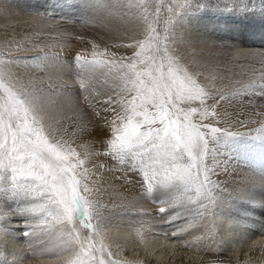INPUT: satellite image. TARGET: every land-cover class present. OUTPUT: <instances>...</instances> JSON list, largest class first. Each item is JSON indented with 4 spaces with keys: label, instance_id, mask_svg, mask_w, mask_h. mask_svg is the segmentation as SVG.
Segmentation results:
<instances>
[{
    "label": "snow or ice",
    "instance_id": "6c2138e0",
    "mask_svg": "<svg viewBox=\"0 0 264 264\" xmlns=\"http://www.w3.org/2000/svg\"><path fill=\"white\" fill-rule=\"evenodd\" d=\"M65 3L98 31L36 11L0 42V247L27 238L0 264H166L181 249L225 264L221 222L264 215V47L190 32L209 0ZM70 39L86 46L66 57ZM129 189L126 205L103 199ZM255 231L231 244L248 245L237 264H264V223Z\"/></svg>",
    "mask_w": 264,
    "mask_h": 264
},
{
    "label": "rangeland",
    "instance_id": "374dc122",
    "mask_svg": "<svg viewBox=\"0 0 264 264\" xmlns=\"http://www.w3.org/2000/svg\"><path fill=\"white\" fill-rule=\"evenodd\" d=\"M222 3L214 4L212 10L208 15H202L197 18H193L191 23L187 26L188 30L192 33H198L199 29L194 28V26L202 27L205 29L208 27V19L210 16L216 15L220 19L224 20L225 28L222 29V36L227 37L232 41H238L245 46H253L256 48L264 47V14L260 15L258 10L260 11L263 8L258 5V0H220ZM73 3L79 5L80 0H73ZM224 3V4H223ZM236 4H246L249 11L247 14H233L229 15L225 11V6H228V9H231L233 5ZM259 6V7H258ZM261 7V9H260ZM216 9H220V11H216ZM49 12L53 16L61 17L63 16L66 19L75 20L76 23H69L67 25V30L74 35L83 34L86 36H93L96 33L97 29H89L84 28L80 20L82 19L79 15V8L69 9L65 3V0H0V12L3 13V18L0 19V42H3L5 39H10L12 35L13 26L16 29V39H21L23 32L28 31L26 29H22L21 22L25 19H28V14L32 12ZM212 29H208V37L216 38L220 36L212 35ZM50 38L44 37L41 40L44 43L49 42ZM66 43H70L73 45L72 48L65 47L64 52L65 56L73 55L76 51H79L81 48L86 45L80 44L78 41L74 39H70L66 41ZM27 47V45H26ZM58 51L59 49H54ZM38 53L36 52H22L17 55L25 58H31L36 56ZM78 91V85L75 86ZM68 89H62V91H67ZM54 91V90H49ZM53 98H56L55 96ZM247 175V174H246ZM258 212L261 215L260 210ZM264 217V215H261ZM18 218V217H17ZM19 219V218H18ZM19 228L22 229V226ZM109 236V235H108ZM110 241L115 242V238H110ZM27 243V241H25ZM116 243V242H115ZM27 250V246H26ZM240 251L242 252L240 256L241 259H245V252L248 251V246L241 247ZM250 254H259V249L254 252L248 253ZM219 257L224 260L225 264L230 263L231 261L234 264H237V256L236 255H227L220 253ZM183 260L178 256L175 261H168L166 264H193L192 261H188L186 258V262L182 263Z\"/></svg>",
    "mask_w": 264,
    "mask_h": 264
},
{
    "label": "bare ground",
    "instance_id": "6f19581e",
    "mask_svg": "<svg viewBox=\"0 0 264 264\" xmlns=\"http://www.w3.org/2000/svg\"><path fill=\"white\" fill-rule=\"evenodd\" d=\"M209 2L211 4H214L215 6L217 4L222 3L220 0H209ZM263 4H264V0H258V5L262 6ZM260 9H261V7H260ZM262 11H263V8L260 11L258 10L260 15H263ZM224 23H225L224 20L220 19L216 15H212V16H210V19H208V27L203 29L202 27L194 26V28H198L199 29L198 33L202 34L206 37H208V29L213 30V32L211 33L213 36L214 35L220 36V37L211 38V39L227 38V37H224L221 35L223 33L222 29L225 28ZM236 42H238V41H236ZM256 172H257L256 167H254L250 163H247L244 165L241 174L251 177L254 174H256ZM117 175H118V173H117ZM117 183H119V182H117ZM247 186L248 185H245V187H247ZM136 191H138V190L137 189H129L128 192H124L123 196H115V197L105 196L103 199H104V201H106L110 205L113 203H115L117 205L124 203L126 205L129 202V200L132 198V196L135 195ZM143 206L146 208H153L154 207L150 204H144ZM118 211H119V209H118ZM153 215H157V214L155 212H153ZM233 215L236 216L238 223L229 224L227 220L221 222L222 223V228H221L222 236L225 239V241L227 242V244L229 245L228 249L222 253L227 254V255H236L237 258L240 259V256L242 255L241 254L242 252L240 251L241 247L248 246V245L243 244L237 250L236 248H232L231 244L232 243L240 244L241 234H244V233H247V234L253 236L254 238H258V235H257L255 230L259 226L260 223H264V217L260 215L258 210L250 212L247 216L241 215L239 213H233ZM15 220H19V219L15 218ZM156 226L161 227V228H165V229L169 228L168 225L157 224ZM12 227H13V229H15V231L17 233L22 231V229L19 228L20 226L18 227L16 225V223H13ZM108 235H109L108 237H110V238H115L116 243L124 244L127 242L125 239L127 234L123 231H120V232L113 231V232L109 233ZM25 241H27V238L23 237L22 235H14L12 237V239H10L8 241V243H6V244L2 245V247H0V260H3L5 258V256H7L8 260H11L12 256L10 255V253L12 251L25 252L26 246H27V243ZM180 251L182 253H184L182 255H179V257L183 260L182 263L186 262V258L188 259V261H191V260H189V256H194V254L187 253L186 250H183V249H181ZM250 256H252L253 259L255 260L256 257L259 256V254H250ZM237 258H236V260H237ZM241 261H243V259H241ZM228 264H234V262L231 261ZM256 264H259V261H256Z\"/></svg>",
    "mask_w": 264,
    "mask_h": 264
}]
</instances>
